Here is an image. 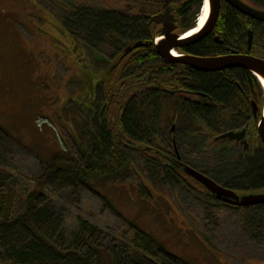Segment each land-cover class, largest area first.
<instances>
[{"label": "rangeland", "instance_id": "obj_1", "mask_svg": "<svg viewBox=\"0 0 264 264\" xmlns=\"http://www.w3.org/2000/svg\"><path fill=\"white\" fill-rule=\"evenodd\" d=\"M127 1L77 0L84 6L108 11L125 9ZM59 7L68 8L63 0H0V194L9 189L10 194L5 198L12 199V217L21 214L27 196L37 192L44 197V204L37 211H45L57 224L50 242L57 250H65L60 252L63 254L74 246L83 220L99 231L97 245L129 264V258L136 251L131 225L156 239L164 254L184 264H264V242L252 240L245 230L248 212L217 208L183 187L171 184L137 152H121L125 163H130L135 170L124 183L115 180V184L95 187L89 182V190L68 186L71 180H76L70 173L71 166L62 161L53 163V160L70 153L81 165L82 145H76L72 138L76 132L79 138L85 130L84 111H89L93 104L92 93L96 90L100 103V91L106 85L102 75L101 83L95 84L97 75L92 74L88 63L96 71L95 67L101 64L97 58L111 59L112 49L106 48L107 55L101 56L88 52L79 42L76 44L60 23L64 12ZM199 12L191 19L192 23ZM133 56H125L120 64L113 60L112 83L123 75L124 65ZM161 65H147L141 71L146 74L156 68L158 72L164 69ZM109 66L113 68L112 64ZM142 78L147 81L149 74ZM140 88H128L113 105H123ZM259 103L262 105V100ZM106 106L105 100V110ZM170 112L166 105L158 116L160 123ZM106 117L111 119V109ZM214 136L207 147L219 146L212 143ZM179 140L176 149L183 164L204 174L205 170L209 172L217 167V160L207 153L210 149L203 147L197 152L194 140L182 136ZM247 141L251 150L258 149L253 121L249 123ZM155 145L174 155L170 148ZM236 147L242 151V146ZM234 156L228 159L230 163L238 159ZM49 167L55 176H45ZM149 175L155 178L148 180ZM187 181L193 188L198 187ZM3 198L0 197L1 211L7 205ZM0 216L3 215L0 213ZM138 251L147 258V264H164L163 253L152 257L143 250ZM7 253V248L0 246L3 264L10 257ZM82 254L87 253L82 251ZM54 261L46 259L45 263L67 264L63 260Z\"/></svg>", "mask_w": 264, "mask_h": 264}, {"label": "trees", "instance_id": "obj_2", "mask_svg": "<svg viewBox=\"0 0 264 264\" xmlns=\"http://www.w3.org/2000/svg\"><path fill=\"white\" fill-rule=\"evenodd\" d=\"M134 1L148 2L141 3L139 7L144 14H151V8L156 2L155 0ZM187 1L189 3L183 7L181 13L182 22L185 24L190 23L194 15L192 9L196 12L201 5V0ZM245 1L254 7L264 9V0ZM63 2L68 8H57L64 12L59 20L75 43L79 42L85 50L87 49L94 55L106 56L105 49H112L111 59L104 61L97 58L98 63L101 62L100 66L95 67L97 72L88 63L89 69L93 72L91 73L97 75L95 84L101 83L102 75L106 85L105 89L102 88L100 91V103L97 102L96 90L92 93L93 104L89 111H84L87 121L85 130L79 138L77 132L75 138H72L76 145H82L80 148L82 150H80L81 165L77 164L79 159L73 158L70 153H68L70 157L65 156L53 160V163L62 161L71 166L70 173L75 176L76 180H71L68 186L75 189L81 186L89 190V182L95 187L108 183L115 184V180L120 184L124 183L132 172L135 173L132 165L125 163L126 158L121 153L124 150L143 155L146 158L143 160L158 170L162 178L173 185L187 189L186 184L180 178V180L176 179L170 169L160 164L159 160L162 157L160 158L158 154L162 156H169V154L155 145L158 144L174 151L173 141L177 144L182 136L190 141L194 140V148L197 152L203 150V147L210 149L207 153L217 160V167L208 170L209 172L205 170L207 175L202 174L217 184L245 192L264 189V153L258 150L251 159L246 158L251 157L250 153H245L247 155L243 156L240 151L237 153L236 149L226 145L216 148L207 147L214 135L239 129L249 123L251 115L246 99L261 100L260 87L250 73L243 70H232L213 74L189 71L177 74V72L169 71L168 69H174V67L165 66L154 52L148 56L133 57L124 65L123 75L116 80V83H112L113 69H115L113 60L116 59L117 64H120L123 60L120 56H124L123 51L127 46L133 42L142 41L151 32L146 22L139 15L132 16L125 9L108 11L84 6L77 0H63ZM219 21L227 45L239 53L246 52V29L252 24L251 30L254 37L251 54L264 59V25L253 22L248 24L250 22L227 6L222 9V18ZM212 51L214 52V49ZM191 52L196 56H207L210 53L202 50L200 46L191 49ZM110 64L113 65L111 69ZM159 64H162L163 70L158 69L157 72L156 68H152L146 74L141 71L147 65L157 67ZM147 74L149 78L144 81L142 76ZM190 80L195 82L188 84ZM144 84H149L150 88L149 85ZM153 85H155L154 88ZM175 86L205 94L212 104H194L161 91L162 87ZM133 87L141 88L135 90L137 92L126 103L123 105L116 103L115 107L114 100L124 91H128V88ZM105 100L107 101L106 110ZM166 105L170 107L171 115L161 120L160 123L158 116ZM109 109H111V119L106 117ZM237 112H240V119L234 116ZM172 126L176 128L174 134L171 133ZM130 143H136L140 148L137 149ZM232 155L238 159L230 163L228 159ZM50 169L51 167L47 170L46 177L55 176ZM151 177L155 178V176H150L148 180L153 179ZM80 178H85V180H80ZM1 188L2 183H0ZM6 194H10L8 188L5 194H0V197H4L7 203L6 209L0 210L3 215L0 216V246L4 245L10 256L4 264H46V259H53L56 263L63 260L67 264H129L117 260L113 253L97 245L99 231L83 220L80 222L79 233L74 239V246L67 249L66 254L60 253L65 250H57V246L50 242L51 235L56 232L57 224L49 218L45 211H37L38 206L44 204L42 193L33 192L28 195L24 201V210L14 217L11 214L12 199L7 200ZM205 201L213 203L206 199ZM213 204L217 208L223 207L216 203ZM244 211L248 212L245 219V230L252 240L264 242V206ZM131 229L135 232L134 248L136 251L129 258L130 264H147V258L141 256L138 250H143L152 257H159V254L163 253L156 239L133 225ZM82 251L87 254L83 255ZM163 255L168 260L166 262L163 258L164 264H184L174 257L164 253ZM0 264L3 263L0 261Z\"/></svg>", "mask_w": 264, "mask_h": 264}, {"label": "water", "instance_id": "obj_3", "mask_svg": "<svg viewBox=\"0 0 264 264\" xmlns=\"http://www.w3.org/2000/svg\"><path fill=\"white\" fill-rule=\"evenodd\" d=\"M209 12L202 28L191 36H184V34H173L175 27L173 25V17L169 15V10L164 14L155 16H145L144 19L148 21L149 25H162L161 41L154 44L155 50L159 58L167 65H182L198 73L213 74L221 73L230 70H243L252 74L262 85L264 81V60L249 55H239L232 51L229 55L213 57V58H200L191 56L174 57L171 52L176 49H184L196 42L201 41L208 36L213 30L218 20L221 3L227 4L230 8L235 10L243 17L250 19L254 22L264 24V10L255 9L242 0H208ZM247 50H251L253 35L248 31ZM148 44L138 42L134 45V49L140 47H147ZM130 47L125 51L128 52ZM253 116L257 122L256 133L260 144L264 149V112L257 118L258 108L253 103L251 104ZM246 131L229 132L221 135L215 141L222 142H242L245 138ZM135 148L139 149L140 146L136 143H130ZM247 149V144H244ZM161 164L167 166L173 173L179 177L187 178L193 183L199 185L206 192L207 196L215 201L220 202L228 207H235L239 209L255 208L264 206V191L258 193H238L233 190L224 188L213 182L206 176L196 172L195 170L178 163L174 159L166 155H159Z\"/></svg>", "mask_w": 264, "mask_h": 264}, {"label": "flooded vegetation", "instance_id": "obj_4", "mask_svg": "<svg viewBox=\"0 0 264 264\" xmlns=\"http://www.w3.org/2000/svg\"><path fill=\"white\" fill-rule=\"evenodd\" d=\"M155 1L156 2L153 4V7L151 8L152 9L151 14H144L143 11L140 10V8H139L141 6V3H148V2H138V1H134V0H129V3H127V7L130 8V10L135 11V13L130 12V14L132 16L139 15V17L142 18V20H144V21H145V19H144L145 16H155V15H159V14H164L166 12V10H169V15L172 16L173 20H174L173 25L175 27V30L173 31V34L181 35L188 30V27L191 28L194 26L192 23V20L188 24H185L182 22L181 13L183 12V7L187 3H189L187 0H155ZM224 6H226V4L222 2L220 5V11H219L217 23L215 24L211 33L208 36H206L205 38H203L201 41L196 42V44L191 45L187 48L178 50L177 53L180 56L213 58V57L229 55L232 51H234V50H231L230 47L227 45V43L224 39V36H223V33H224L223 29H220V23H219L220 21L219 20H220V18H222V9L224 8ZM127 7H126V9H128ZM192 10L195 11L194 9H192ZM196 15H198V10L195 12L194 16H196ZM251 23L252 22H250L248 24H251ZM146 24L148 26L149 31H151V30L152 31L142 41L140 40V42H142L143 44H148V46L138 48L139 52L134 57H142V55L148 56V54H150V53L153 54L154 52L156 53V55L158 57V54H157L155 47H154V44L161 41V30H162L163 26L162 25H154V24L149 25L148 22ZM249 26L251 27L252 24ZM197 28H198V26L193 31L197 32ZM137 42L138 41L129 44V46L131 47V50L128 52V55H125V56H131V54H133L135 52L132 50H137V49H133L134 45ZM198 46H200L202 48V50L204 49V51H207L210 53H208L207 56H196L195 54H193L191 52V49H194ZM213 49H214V52L212 51ZM141 52H143V53L145 52V53L141 54ZM170 67H174V69L172 68V69H168V70L174 71V72H178V71L179 72H185V71L186 72H188V71L189 72H196V71H193V70H191L187 67H184L182 65H170ZM191 82H195V81L190 80L187 83L190 84ZM233 84L236 85V83H233ZM161 91L163 93L170 95V96H173V97L175 96L176 98H180L183 101L185 100V101H188V102H191L194 104L195 103H204L207 105L212 104L211 100L208 99L205 96V94H201V93H198V92L193 91V90L184 89L181 87H179L178 89H175L173 87H171V88L162 87ZM234 116L239 118L240 112L234 113Z\"/></svg>", "mask_w": 264, "mask_h": 264}, {"label": "bare ground", "instance_id": "obj_5", "mask_svg": "<svg viewBox=\"0 0 264 264\" xmlns=\"http://www.w3.org/2000/svg\"><path fill=\"white\" fill-rule=\"evenodd\" d=\"M208 12H209V2L208 0H204V7L202 9V14L200 16V19H199V23H198V28H197V31L202 28L204 22L206 21V18L208 16ZM206 13V14H205ZM205 18V19H204ZM204 21V22H203ZM196 33V31H192L191 30V33H187L185 36H191L192 34ZM262 85L264 87V81H262Z\"/></svg>", "mask_w": 264, "mask_h": 264}]
</instances>
